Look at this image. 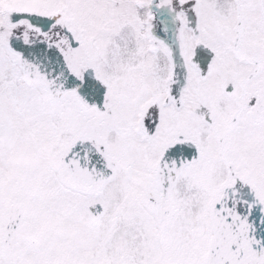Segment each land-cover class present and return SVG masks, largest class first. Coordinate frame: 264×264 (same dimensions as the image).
Instances as JSON below:
<instances>
[{
	"label": "snow or ice",
	"instance_id": "obj_1",
	"mask_svg": "<svg viewBox=\"0 0 264 264\" xmlns=\"http://www.w3.org/2000/svg\"><path fill=\"white\" fill-rule=\"evenodd\" d=\"M0 264H264V0H0Z\"/></svg>",
	"mask_w": 264,
	"mask_h": 264
}]
</instances>
